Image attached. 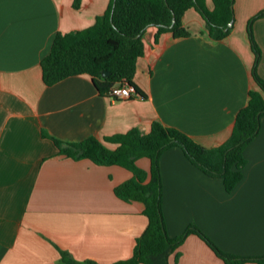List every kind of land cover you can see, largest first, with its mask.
<instances>
[{"label":"crops","instance_id":"0c3cea01","mask_svg":"<svg viewBox=\"0 0 264 264\" xmlns=\"http://www.w3.org/2000/svg\"><path fill=\"white\" fill-rule=\"evenodd\" d=\"M0 0V264H112L131 256L147 226L144 205L125 202L114 187L131 177L118 165H97L57 154L50 137L79 142L132 128L147 133L153 121L179 129L204 147L229 138L235 115L258 90L251 23L260 50L255 70L264 79V0H233L227 35L213 38L199 13L185 12L187 37L147 27L144 54L133 83L143 94L112 100L88 75L46 86L41 59L54 35L91 26L110 0ZM207 9L212 0H204ZM49 137H43L42 132ZM113 147L114 145L109 144ZM243 177L226 191L221 177L195 167L178 146L159 155L162 213L167 234L193 223L223 252L264 255V115L244 149ZM137 165L149 170L142 157ZM168 264H225L194 234L169 255ZM242 264H257L245 261Z\"/></svg>","mask_w":264,"mask_h":264},{"label":"trees","instance_id":"16d2710c","mask_svg":"<svg viewBox=\"0 0 264 264\" xmlns=\"http://www.w3.org/2000/svg\"><path fill=\"white\" fill-rule=\"evenodd\" d=\"M214 7L207 9L204 0H110L106 11L84 29L60 32L52 40L49 52L41 59V78L46 86L73 75L91 77L99 93L106 95L116 84L127 82L135 93L143 94L133 83L137 59L144 54L143 32L154 27L156 39L169 32L174 38L191 33L184 25L188 9H195L205 22L209 35L216 39L225 37L232 20L233 0H212ZM80 0L73 1V7ZM264 15V11L256 17ZM172 16L174 23L172 24ZM246 33L255 55V65L260 50L253 40L251 23ZM252 69L258 90L249 92L247 104L235 115L233 127L226 142L204 147L185 132L153 121L147 133L132 128L124 134L99 139L90 136L79 142L52 139L57 154L74 160L88 159L97 165H118L131 173V177L114 187V194L125 202L139 201L144 205L147 226L136 242L129 258L112 264H168L169 255L189 234L198 236L225 264H242L253 261L264 264V255L240 257L221 251L195 224H189L182 234H167L162 213V187L158 158L165 149L178 146L185 157L204 174L221 177L226 191L243 177L244 149L255 138L264 115V79ZM108 72L103 76L102 72ZM43 137H49L43 131ZM109 144L114 145L113 147ZM149 160V170L144 171L137 160ZM63 264H97L92 260H76L60 250Z\"/></svg>","mask_w":264,"mask_h":264},{"label":"built area","instance_id":"2783aa9c","mask_svg":"<svg viewBox=\"0 0 264 264\" xmlns=\"http://www.w3.org/2000/svg\"><path fill=\"white\" fill-rule=\"evenodd\" d=\"M134 93L135 92L133 91V87L130 86L127 82L123 81L122 83L114 85L106 95L115 101L128 99Z\"/></svg>","mask_w":264,"mask_h":264},{"label":"water","instance_id":"95a60500","mask_svg":"<svg viewBox=\"0 0 264 264\" xmlns=\"http://www.w3.org/2000/svg\"><path fill=\"white\" fill-rule=\"evenodd\" d=\"M174 23V16H172V24ZM231 24V22L229 23V25ZM103 76H107L108 75V72L106 71H103L102 72Z\"/></svg>","mask_w":264,"mask_h":264}]
</instances>
